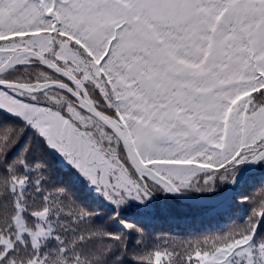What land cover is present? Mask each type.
<instances>
[{
    "label": "snow or ice",
    "instance_id": "obj_1",
    "mask_svg": "<svg viewBox=\"0 0 264 264\" xmlns=\"http://www.w3.org/2000/svg\"><path fill=\"white\" fill-rule=\"evenodd\" d=\"M0 264H264V0H0Z\"/></svg>",
    "mask_w": 264,
    "mask_h": 264
},
{
    "label": "trees",
    "instance_id": "obj_2",
    "mask_svg": "<svg viewBox=\"0 0 264 264\" xmlns=\"http://www.w3.org/2000/svg\"><path fill=\"white\" fill-rule=\"evenodd\" d=\"M224 188V186H223ZM222 188V189H223ZM222 189L215 192L193 193L198 197H212ZM157 208V219L153 227L157 231L171 232L179 237L185 236L188 232L212 231L223 228L227 224V217L216 214L214 208L199 207L178 203L172 197H158L155 202Z\"/></svg>",
    "mask_w": 264,
    "mask_h": 264
},
{
    "label": "water",
    "instance_id": "obj_3",
    "mask_svg": "<svg viewBox=\"0 0 264 264\" xmlns=\"http://www.w3.org/2000/svg\"><path fill=\"white\" fill-rule=\"evenodd\" d=\"M229 191H230L229 186H225L222 193H220L217 196H213L212 198H206V197L199 198L196 196H192L191 200H186L178 197H172V198H174L180 203L187 205L193 204L200 207L214 208L216 206H220L221 199L224 197L225 193Z\"/></svg>",
    "mask_w": 264,
    "mask_h": 264
}]
</instances>
